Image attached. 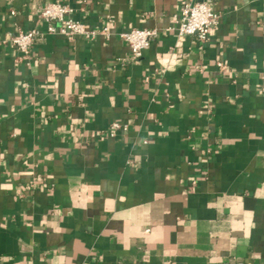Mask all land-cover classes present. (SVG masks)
Instances as JSON below:
<instances>
[{
    "label": "crops",
    "instance_id": "obj_1",
    "mask_svg": "<svg viewBox=\"0 0 264 264\" xmlns=\"http://www.w3.org/2000/svg\"><path fill=\"white\" fill-rule=\"evenodd\" d=\"M186 1L0 0V264H264V0H210L206 43ZM48 3L109 35H47Z\"/></svg>",
    "mask_w": 264,
    "mask_h": 264
},
{
    "label": "built area",
    "instance_id": "obj_2",
    "mask_svg": "<svg viewBox=\"0 0 264 264\" xmlns=\"http://www.w3.org/2000/svg\"><path fill=\"white\" fill-rule=\"evenodd\" d=\"M40 18L48 25L47 35L59 34L68 41H73L78 37L93 40L98 35H109L107 28L101 31L87 29L82 22L74 18L73 10L67 4H46L41 9ZM220 22L221 15L214 11L210 0H189L181 5L174 30L181 37L193 36L197 37L201 43H206L209 41L211 32L219 27ZM157 34L156 30L133 29L121 33L120 37L130 48L132 59L138 60L142 58L144 51L149 48ZM42 37H44V33L36 30L20 31L11 37L10 43L23 55V59L28 60L32 47ZM218 66L225 69L222 63H219ZM121 128L120 124L113 123L108 134L115 137Z\"/></svg>",
    "mask_w": 264,
    "mask_h": 264
}]
</instances>
